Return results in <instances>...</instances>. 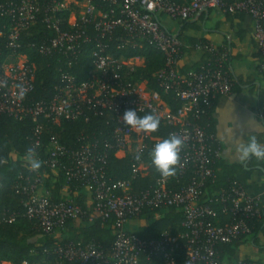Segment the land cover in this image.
Wrapping results in <instances>:
<instances>
[{"label": "built area", "instance_id": "obj_1", "mask_svg": "<svg viewBox=\"0 0 264 264\" xmlns=\"http://www.w3.org/2000/svg\"><path fill=\"white\" fill-rule=\"evenodd\" d=\"M38 0H20L19 5L7 11L15 20L10 26L7 38L8 47L18 46V36L35 19ZM107 2L105 10L97 8L92 0H51L48 11L70 9L69 28L59 32L57 21L53 27L58 34L48 45H41L39 52L46 54L51 48L61 49L63 55L75 59L82 44L89 42L88 26L98 33L91 50V67L88 79L76 82L71 74H61V85L57 87L49 103L40 102L32 107L22 104L20 89L22 84L29 90L34 77L33 66L27 64L23 55L9 57L10 62L2 65L0 78V112H7L15 118L29 115L35 123L34 140L31 147L39 145L41 124L38 117H51L55 122L60 118L75 120L83 114L84 108L92 109L95 115L110 116L114 121L111 137L116 156L131 151L135 144L137 153L147 148V140L155 141L147 133L132 129L121 120L128 109L137 113L147 112L156 115L167 124H180L176 132L185 143L180 152L179 175L190 173L186 185L176 191L166 188L165 179L158 180L155 186L130 193V182L117 180L107 182L104 178V157L93 147L85 144L77 151L68 150L60 144L56 136L48 143L49 158L46 164L55 171L61 164L69 178L86 179L92 195V215L115 217L114 234L110 258L92 244L69 243L57 248L58 257L79 264H143L152 258H162L165 264H216L217 245L251 233L252 226L247 221L260 218V200L249 195L239 181L234 180L228 187L213 197L199 201L205 181L213 176L208 156L207 136L200 126L187 120L191 109L198 108L202 101L213 100L232 92L233 80L225 67L230 54L229 48L214 51V57L197 70L180 74L176 68L180 60L181 41L160 21L163 15L179 23L192 19L196 14L215 11L230 15L241 13L253 21L251 36L260 55V72L264 79V0H100ZM119 50L134 47L148 41L161 51L166 66L156 73L158 87L163 92H172L181 102V107L172 112L157 91L147 88L145 82L131 79V73L143 60L134 56L124 58L110 52L108 42ZM201 43L195 50H211ZM17 58H22L17 62ZM72 60L67 62L72 64ZM264 123V106L260 111ZM70 158L69 165L62 162L63 156ZM220 155V149L214 151ZM140 163L136 171L143 172ZM186 176V175H185ZM37 181V180H36ZM37 185L24 187L28 197L24 201L25 214L38 222L45 235L60 229L69 218L82 214L81 209L71 200L51 202L45 196H37ZM173 206L182 213L183 232L171 235L163 231L158 238L140 237L137 232L126 231L125 224L141 213L143 209H158ZM12 219H10L11 221ZM182 241V243H181ZM236 264H262L258 260L238 259Z\"/></svg>", "mask_w": 264, "mask_h": 264}, {"label": "trees", "instance_id": "obj_2", "mask_svg": "<svg viewBox=\"0 0 264 264\" xmlns=\"http://www.w3.org/2000/svg\"><path fill=\"white\" fill-rule=\"evenodd\" d=\"M61 1V0H60ZM182 2L183 0H177ZM20 0H0V78L3 77L2 65L10 62L9 57L21 54L25 57L28 65L33 66L34 77L31 90L27 91L22 98L25 107H32L40 102L49 103L57 87L61 85V74H71L76 82L88 79V72L91 67V50L94 46V39L99 37L98 33L88 26L89 42L82 44L75 59L67 53L63 55L61 49L51 48L48 53L41 54L39 47L48 45L58 34L53 27L57 21L59 32L69 28L68 18L71 10L48 11L51 0H38L35 19L28 27L21 31L14 49L8 47V32L15 18L3 11L14 9L19 5ZM99 9H107L109 4L100 0H92ZM228 17L230 14L225 13ZM47 17H52L53 21H46ZM203 20V19H202ZM178 26L177 38L181 41L180 60L184 56L196 52L195 46L198 43L204 47H211V42L204 39L196 32L200 27L194 22L187 20L180 22ZM195 31L189 33L188 31ZM108 42L110 52L115 56L125 59L134 56L140 57L143 62L131 73V79L138 82H145L147 88L159 93L161 100L166 103L172 112H176L181 107V102L173 97L172 92H163L157 85L156 73L165 68L166 60L163 53L157 50L148 41H142L134 47H124L119 50L112 49L111 41ZM213 46V45H212ZM221 47H212L213 51L205 50L197 62L191 65H181L180 60L176 65L180 74H185L190 70H197L201 65L213 58L214 51ZM230 55V54H229ZM229 58V56H228ZM72 60V64L67 62ZM225 67L229 70L228 59ZM232 78V75H230ZM215 99L202 101L198 108L191 109L187 114V120L197 124L202 128L207 136L208 156L213 170V176L205 181L201 189L199 201L203 202L213 197L220 190L228 187L234 180L235 174L242 168L239 163H229L220 155H215L214 151L221 148L215 137L212 110ZM143 117L147 112L137 113ZM110 116L95 115L92 109L84 108L83 114L75 120L60 118L54 121L51 117H38L41 124L39 145L36 148L37 158L42 161L41 167L30 170L24 161L26 149L32 146L34 140V122L29 115L15 118L7 112H0V264L9 262L10 264H79L77 261H65L58 257L57 248L69 243H79L81 245L92 243L105 256L110 258L111 248L115 239L114 223L115 217L108 214L107 217L91 214L92 207L86 205V198L82 193L87 188L86 179L69 178L61 164L53 172L46 161L49 158L48 143L51 136H56L66 149L77 151L87 144L104 157L103 169L106 181L117 180L130 182V193L155 186L158 180L163 179L160 173L152 164L150 152L161 140L169 137L170 133L178 132L180 124H167L160 120L159 129L154 133H147L155 141L147 140V148L141 153L132 149L123 156H116L115 149L108 147L112 145L111 137L114 121ZM135 147V144H133ZM16 157H11V154ZM139 157V158H137ZM254 159L251 158V160ZM65 165H69L70 158L65 154L62 158ZM140 163L146 167L143 172L136 171ZM186 175V176H185ZM165 179V186L172 191L178 190L186 185L189 172ZM37 180V181H36ZM43 184L48 194L45 196L51 202L71 200L82 211V214L75 218H69L59 229L63 237L53 239L45 235L39 229L38 222L25 214L24 201L28 197L23 188L31 185ZM63 188L67 189L63 191ZM260 218L247 221L252 226L251 233L239 235L227 243H220L216 249L218 258L216 264H236L238 247L251 241L255 246L259 245L264 232V206L260 208ZM10 219H12L10 221ZM183 216L173 206H164L158 209H143L140 214L133 216L130 220L138 223L137 234L145 238H158L163 231L171 235L183 232L181 226ZM79 220V223H77ZM125 230L130 231L126 228ZM182 243V241H181ZM143 264H165L162 258H152Z\"/></svg>", "mask_w": 264, "mask_h": 264}, {"label": "crops", "instance_id": "obj_3", "mask_svg": "<svg viewBox=\"0 0 264 264\" xmlns=\"http://www.w3.org/2000/svg\"><path fill=\"white\" fill-rule=\"evenodd\" d=\"M210 12L196 14L190 21L195 24L199 21L205 25L210 19ZM220 15L221 20L213 23L216 25L215 35L205 37L199 34L210 41L214 48L220 46L230 49L228 67L233 80L232 92L229 95H221L215 98L212 110L214 133L220 144V156L229 163L242 165V168L235 174L236 180L249 195L260 200L262 207L264 206V160L254 158L242 164L236 158L233 148L234 140L247 141L251 136H255L257 141L264 145V123L260 118V111L264 106V79L259 67V51L251 36L253 21L248 15L241 13L230 15L229 18L224 14ZM162 22L164 23L163 20ZM219 23L224 26L222 31H219ZM164 25L166 24L164 23ZM167 29L177 36L178 28ZM202 54V51L192 52L184 56L180 63L181 65L194 64ZM11 157L15 158L16 154L12 153ZM66 190L63 188V191ZM35 193L37 196H47L48 194L43 184L37 186ZM82 193L86 198V205L91 208L92 195L90 189L84 188ZM126 228L136 232L138 223L129 220L126 223ZM49 236L58 239L63 237V233L58 229ZM236 255L237 259L258 260L264 264V232L258 246L247 241L238 247ZM1 264L10 263L3 262Z\"/></svg>", "mask_w": 264, "mask_h": 264}, {"label": "clouds", "instance_id": "obj_4", "mask_svg": "<svg viewBox=\"0 0 264 264\" xmlns=\"http://www.w3.org/2000/svg\"><path fill=\"white\" fill-rule=\"evenodd\" d=\"M17 87L20 89L21 97L28 91L22 84L17 85ZM121 121L132 129L144 133H154L160 126L158 116L148 114L141 117L137 114V110L133 109L126 110ZM184 143L185 140L182 136L170 133L168 138L157 143L150 152L152 164L163 179L176 176V169L181 164L180 152ZM233 148L236 158L242 164L253 157L257 160H264V145H261L255 136H251L247 141L242 139L234 140ZM24 161L32 171L38 170L42 164V161L37 158L35 147L26 149Z\"/></svg>", "mask_w": 264, "mask_h": 264}, {"label": "rangeland", "instance_id": "obj_5", "mask_svg": "<svg viewBox=\"0 0 264 264\" xmlns=\"http://www.w3.org/2000/svg\"><path fill=\"white\" fill-rule=\"evenodd\" d=\"M160 20H161V22H162V20L164 21V23L167 25H164V23L162 22V24L164 25V26H166L167 28H169L170 30L174 27L175 29L176 28H178V26H179V22L178 21H176V20H172V19H170L168 16H166V15H163V16H161L160 17ZM221 20V15L218 13H216V12H210V19H209V21H207L206 23H205V25L203 24L202 25V23L201 22H196V24L200 27V29L196 32L197 34H201L202 36H205V37H208V36H213V35H215V33H216V31H215V27H216V25L215 24H213V23H216L215 21H220ZM224 23V22H223ZM220 24V23H219ZM219 27H220V29H219V31H222L223 30V28H224V26H223V24H220L219 25ZM222 29V30H221ZM211 31H213V32H211ZM189 33H195V31L193 30V31H188ZM22 60V58H17V62H20ZM141 62V60L138 62V63H140ZM134 143H132V146H131V149H134L135 147H134V145H133ZM144 170L146 169V167H144L143 168Z\"/></svg>", "mask_w": 264, "mask_h": 264}]
</instances>
